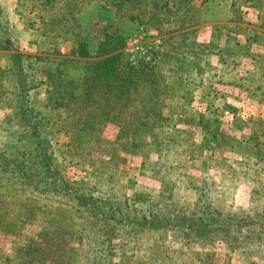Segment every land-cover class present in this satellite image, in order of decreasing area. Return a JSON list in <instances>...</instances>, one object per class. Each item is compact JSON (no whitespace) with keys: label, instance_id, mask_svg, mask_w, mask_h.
Returning <instances> with one entry per match:
<instances>
[{"label":"rangeland","instance_id":"1","mask_svg":"<svg viewBox=\"0 0 264 264\" xmlns=\"http://www.w3.org/2000/svg\"><path fill=\"white\" fill-rule=\"evenodd\" d=\"M0 5L1 25H11L0 31L9 46L0 45V151L19 144L37 167L29 131L13 117L23 80L15 55L51 56L39 63L41 81L45 67L61 56L39 30L34 0ZM140 27L150 47L141 60L149 77L135 81L137 91L123 104L111 102L106 88L98 91L108 99L95 107L113 109L112 122L86 115L76 132L70 123L79 115L47 102L43 132L57 171L69 182L86 183L95 196L127 199L130 207L122 208L143 215L160 210L156 204L189 209L202 196L200 208L219 221L264 216V0H84L71 31L93 60L119 55L123 70L126 63L138 66L130 64L125 44ZM57 45L62 56L76 59L71 42ZM71 64L79 95L87 66ZM44 85L30 98L40 93L45 100ZM67 204L0 180V264H86L85 257L95 256L100 248L93 237L107 235L105 224L84 230L82 213ZM114 239L105 264H264V242L236 246L171 235L154 242L125 225Z\"/></svg>","mask_w":264,"mask_h":264},{"label":"trees","instance_id":"2","mask_svg":"<svg viewBox=\"0 0 264 264\" xmlns=\"http://www.w3.org/2000/svg\"><path fill=\"white\" fill-rule=\"evenodd\" d=\"M38 10V20L43 26L39 28L42 35L52 38L51 46L53 53L61 58L57 59L54 67L46 68V85L44 92L47 94L45 100L40 98V93L30 92L41 90L42 81L39 80V63L48 61L41 55H28L17 53L16 76L23 78L18 87V103L13 117L17 119V126H25L30 134V151L38 159V166L33 167L28 163L27 156L21 145H9L7 150L0 151V180L31 188L46 199L57 202H66L71 208L82 213L84 230L91 233L97 231L98 226L105 224L106 236L93 237L94 243L98 246L95 256L85 257L86 264H105V259L111 257V246H113L115 232L118 227L128 226L139 234L147 233L154 239V242L167 238L169 235L178 237L179 240L194 239L198 242H222L236 246L249 244V242H264V216L261 214L244 218L239 221H219L215 212L207 213L200 208L199 199L195 200L194 207L189 209H178L168 205H159L156 213L148 215L141 214L137 209L132 211L122 207H130L127 199L120 201L112 196H95V192L87 188L86 183L69 182L57 171V165L53 160L51 143L46 138L47 132H43L49 124L45 115V108L49 102L52 110L58 112H73L79 116L74 118L73 130L82 131L83 120L86 115H91L97 122H112L110 114L113 109L98 111V99L106 101L108 96L100 95L106 88L112 92L111 102L123 104L125 99L133 90L137 91L135 81L141 77L148 78V65L143 61L137 67H131L126 63L123 70H120L119 55L101 57L93 60L92 53L88 51L87 44L81 39L80 34L71 31L80 21L81 4L84 0H34ZM127 3L128 0H119ZM49 13H52L49 15ZM56 15L53 17L52 15ZM4 15L0 5V19ZM51 19V20H50ZM0 20L1 29L8 30L11 25L5 22L3 26ZM9 26V28H7ZM2 48H9L8 41H1ZM57 42L73 44L72 53L75 60L62 56L57 49ZM105 41L104 44H106ZM103 49L104 45H100ZM100 47V48H101ZM85 59V60H80ZM83 63L87 66V76L83 80V90L78 95L79 85L68 74L72 67L71 63ZM38 68V69H35ZM26 70V72H25ZM38 73H36V71ZM143 81V80H141ZM108 107V106H107ZM49 109V110H51ZM85 109L88 112H85ZM115 124V123H113ZM16 127V126H15ZM17 129V128H16ZM122 133L128 129H121ZM245 143H250L245 140ZM247 144V145H248ZM249 146V145H248ZM249 148H251L249 146ZM264 149V143H263ZM251 150V149H249ZM251 152V151H249ZM202 200V199H201ZM123 211H129L123 213ZM160 211V212H159ZM2 228V227H1ZM103 227L100 229L102 230ZM172 232V233H169ZM148 238V236H147ZM247 247V246H246ZM248 250V248H246ZM249 251V250H248ZM252 255L259 254L250 250ZM32 252L24 251L25 255ZM90 259V260H89Z\"/></svg>","mask_w":264,"mask_h":264},{"label":"built area","instance_id":"3","mask_svg":"<svg viewBox=\"0 0 264 264\" xmlns=\"http://www.w3.org/2000/svg\"><path fill=\"white\" fill-rule=\"evenodd\" d=\"M147 32L143 27H140L138 31L132 34L125 44V53L131 65L136 66L141 60H146L150 47L147 46L145 38Z\"/></svg>","mask_w":264,"mask_h":264}]
</instances>
